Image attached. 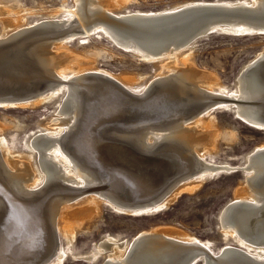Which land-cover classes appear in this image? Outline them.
Segmentation results:
<instances>
[{
    "label": "bare ground",
    "instance_id": "1",
    "mask_svg": "<svg viewBox=\"0 0 264 264\" xmlns=\"http://www.w3.org/2000/svg\"><path fill=\"white\" fill-rule=\"evenodd\" d=\"M119 2L74 0L73 7L66 11L62 19L51 17L32 25L26 24L28 26H23V19L3 18L1 15H9L13 11L0 8V24L4 34L0 37V45L36 32L59 30L76 24L81 27L66 36L28 45L22 59L15 57L5 66L10 72L6 80H13L9 89L23 83L19 88L39 86V91L15 102L0 100V107L33 106L58 97L60 93H63V98L53 124L49 123V128H44L41 134L28 142L25 155L15 154L14 146L0 139V153L4 151L7 155V158L0 155V190L24 204H31V207L38 205V208L25 209L26 215L18 212L25 218L22 219L19 214L20 217L14 220V216L10 218V202L0 194V240L11 237L9 247L0 249V264L25 263L40 252V244L43 243L44 255L36 264H63L66 255L73 250L71 245L78 230L83 229L85 223L99 212L102 203H108L125 214L148 215L168 206L180 191L196 189L203 179L240 169L245 175L244 185L236 188L235 198L227 202L219 213L221 236L227 241L219 249L214 250L210 242L201 241L182 230L159 227L142 231L131 240L105 236L84 258L94 263L103 257L102 264H194L190 257L174 258L171 253L178 249L177 246L199 245L220 256L219 264H264V153L253 157L256 151L264 149V143L248 152L242 167L229 163L217 164L207 160V154L206 157L204 155L216 145L218 131L214 128V117L211 116L215 109L232 110L241 120L263 131V126L255 122L254 118L262 113L264 115V109L238 101H255L263 92L264 78L260 74L264 70V63L247 69L264 57V49L242 67L237 75L236 88L229 90L220 85L212 73L190 65L188 55L182 60L184 67L179 66L178 53L189 47L179 38L165 46L153 39L132 38L123 34L116 21L120 18L136 21L133 18L172 12L200 3L247 6L255 12L264 13V0L190 1L159 11L122 13L112 8ZM9 28H14V31L6 34ZM250 30L252 28L245 24H225L217 32L236 36L255 35L249 33ZM96 32L102 33L123 50L137 54L143 61L168 60L162 65L160 77L147 86L140 84L142 78L135 76L116 78L106 70L92 68L87 59L69 55L71 52L67 53L63 47L72 39L80 37L81 40ZM26 57L27 62L24 60ZM59 81H71L78 85ZM91 102L94 105L92 110L99 113L103 109V113H107V120L119 118L117 126L101 129L104 137L126 142L143 153L160 151L163 156L154 160V166L158 162L174 166L182 164L181 167L179 164L174 180L154 200L140 202L131 198V195L138 198L141 194L153 192L157 189V183L150 186L147 184L149 178L147 181L142 177L136 180L127 172L131 180L128 182L130 187L125 188L126 180L121 171L102 167L90 158L84 146L81 147L75 141L86 106ZM143 112L151 116L164 114L170 117L158 123L143 122L150 117L141 118ZM126 125L130 126L123 127ZM170 153L173 155L169 157ZM34 154L40 164L37 171L32 164ZM158 166V169L154 167L151 174L154 175L166 164ZM188 166H192L194 172L179 171V168ZM32 201L37 203L33 204ZM233 203L238 204L237 210L228 209ZM59 233L65 236L66 248L61 247ZM236 249L247 252L252 261ZM199 258H202L201 264H216L208 263L203 254Z\"/></svg>",
    "mask_w": 264,
    "mask_h": 264
},
{
    "label": "rangeland",
    "instance_id": "2",
    "mask_svg": "<svg viewBox=\"0 0 264 264\" xmlns=\"http://www.w3.org/2000/svg\"><path fill=\"white\" fill-rule=\"evenodd\" d=\"M190 1L215 0H120L112 8L115 12L121 13L136 10L159 11ZM73 5L74 0H0V8L5 7L13 11L9 15L1 16L23 19V26L42 22L51 17L62 19ZM13 31L14 28H9L5 33ZM2 35L3 27L0 24V37ZM77 38L63 45L67 53L71 52L69 55L87 59L91 62L92 68L106 70L116 78H124L127 75L142 78L140 84L144 86L159 78L162 65L168 62L165 58L152 62L143 61L137 54L123 50L102 33L88 34L81 40L80 37ZM263 49V35L236 36L215 32L198 39L179 52L178 59L181 64L179 66L184 67L182 60L188 55L190 65L197 70L212 73L218 78L220 85L233 90L236 88L237 75L242 67ZM62 98L63 93H60L58 97L33 106L10 109L0 107V139L7 141L11 147L14 146L15 154L25 155L28 142L41 134L44 128H49L51 123L53 124ZM211 116L214 117V128L218 134L215 147L204 154L205 157L207 154L206 159L217 164L244 166L248 152L264 143V131L255 129L241 120L232 110L215 109ZM0 155L7 158L4 151ZM32 164L35 170L40 166L35 154ZM241 170L205 178L196 189L180 191L168 206L148 215L125 214L108 203H102L99 212L85 223L83 229L78 230L74 244L71 245L73 250L66 255L63 264H102L103 257L90 263L84 256L89 255L105 236L131 240L142 231L159 227L182 230L201 241L210 242L214 250L219 249L227 242L221 236L219 213L227 202L235 198V192L237 193L244 185L245 175ZM59 239L61 247L66 248V239L62 233H59Z\"/></svg>",
    "mask_w": 264,
    "mask_h": 264
},
{
    "label": "water",
    "instance_id": "3",
    "mask_svg": "<svg viewBox=\"0 0 264 264\" xmlns=\"http://www.w3.org/2000/svg\"><path fill=\"white\" fill-rule=\"evenodd\" d=\"M143 18L135 19L136 21H143V23L139 24L136 21L131 20V18H120L117 21L118 26H121V31L124 35L136 38V39H153L159 43V45H171L173 43V39L179 38L183 43L187 44V46L192 45L198 39L205 37L209 34L215 33L221 30V25H241L245 24L252 28L250 30L252 34L255 35H263L264 36V13L253 11V8L247 6H235V5H223V4H211V3H200L197 5L187 6L184 8H180L178 10L172 12H163L152 14L148 16H142ZM117 19V18H115ZM80 30L81 27L79 24L71 25L66 28H62L59 30L45 31V32H36L30 36H25L18 40H10L7 43L0 45V100L6 101H14L20 100L26 96H33L37 91H39V86H33L30 89H24L23 87L19 88L23 85L20 84L14 89L11 88L10 85L13 80H6V76L10 75L8 69L5 66L11 62L15 57L18 59H22L25 56L24 49L27 48L28 45L32 43H36L39 41L63 37L69 34L72 30ZM40 31V29L38 30ZM246 33V32H245ZM196 36V37H195ZM26 59V60H25ZM28 57L24 58L25 62H27ZM264 63V57L257 60L254 64L250 65L247 70ZM260 76L264 78V70L261 72ZM90 78V77H89ZM113 81V80H112ZM59 83L64 84H74L71 81H59ZM118 84V83H117ZM78 85V84H74ZM119 85V84H118ZM120 88H122L119 85ZM23 88V89H22ZM255 101H238L241 104H250L254 105L257 108L264 109V90ZM234 101V100H231ZM93 103H89L86 106V110L83 116V120L79 131L77 132V136H75V141H77L81 147L84 146L85 152L97 162L102 167L110 168L113 170H119L122 172L121 175L125 178L126 182L124 184L125 188H129V183L131 177L127 176V174L131 173L136 180L140 177L147 181L149 178L150 186L156 185V190L153 192H147L145 194H141L138 198L135 195L131 198L140 201V202H149L158 197L169 185V183L174 180L175 176L178 174V166H182L181 163L174 166L173 164L168 165L167 162H158L157 166H154V160L158 157L163 156L160 151L153 153H143L136 149L133 145H130L123 141H118L115 139H109L103 136L101 129L111 128L113 126H117L120 123L118 119L107 120V113H103V109L99 113L97 111L92 110ZM141 110H146L147 107H138ZM94 111V112H93ZM142 117L150 116L143 120V122H161L162 119H168L170 116L162 115H152L150 113H141ZM156 114V113H155ZM122 116H128L123 115ZM139 116V114H138ZM137 116V117H138ZM108 117V116H107ZM111 117H108V119ZM255 122L261 124L264 128V115L263 113L259 116H255ZM124 124V123H122ZM138 124V123H136ZM141 124V123H140ZM130 125H126L123 127H127ZM131 126H135L131 125ZM121 127V126H120ZM264 131V129H263ZM264 153V149L258 150L255 152L253 157L262 155ZM173 154L170 153L169 157ZM166 164L163 169L159 170L154 175L151 174L154 167H160L158 165ZM192 166H188L187 168H179V171L187 170L191 171ZM158 169V168H157ZM194 170V169H193ZM192 170V171H193ZM129 172V173H127ZM194 172V171H193ZM123 178V179H124ZM159 181V183H158ZM124 188V189H125ZM129 190V189H128ZM136 189H134L135 191ZM0 194L3 195L9 202L11 209V216L17 219L22 214H18V212H25L27 208H38L37 202L32 201L31 203L36 204L31 207V204H24L20 202L14 196H11L8 192H4L2 189L0 190ZM41 203V202H40ZM238 203V202H235ZM238 204H231L228 209L237 210L236 207ZM26 206V207H24ZM24 207V208H23ZM235 207V208H234ZM24 215H26L24 213ZM22 215V219L25 216ZM234 218V217H233ZM47 227V226H46ZM45 233V232H44ZM9 236H6L5 239L0 240V249L9 247ZM44 244V243H43ZM43 244H40L41 247L40 252L35 255V257H30L27 259L25 263L21 264H36L42 259V250ZM239 247V246H237ZM177 250H172L171 256L181 257H190L194 264L201 263L202 258L198 259L200 254H203L207 258L208 263H216L220 262L219 257L214 255L208 249L199 245H186V246H177ZM238 253H241L245 258H249L252 261L251 256L247 254L244 250L236 249ZM1 253V252H0ZM41 253V254H40ZM40 254V255H39ZM40 256V257H39ZM34 258V260H32ZM196 258V259H195ZM195 259V260H194ZM32 260V261H31ZM169 264V263H168Z\"/></svg>",
    "mask_w": 264,
    "mask_h": 264
}]
</instances>
